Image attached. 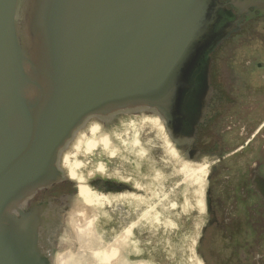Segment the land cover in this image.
I'll return each mask as SVG.
<instances>
[{"label": "water", "instance_id": "95a60500", "mask_svg": "<svg viewBox=\"0 0 264 264\" xmlns=\"http://www.w3.org/2000/svg\"><path fill=\"white\" fill-rule=\"evenodd\" d=\"M230 4L236 15L221 0H0V264H203L206 190L222 206L231 193L227 173L208 177L210 158L191 152L211 56L247 14ZM100 151L114 172L90 161ZM138 164L136 188L150 192L87 187L139 179ZM165 179L183 182L173 199ZM66 181L78 188L33 200ZM208 239L217 261L238 263Z\"/></svg>", "mask_w": 264, "mask_h": 264}, {"label": "flooded vegetation", "instance_id": "af4514ba", "mask_svg": "<svg viewBox=\"0 0 264 264\" xmlns=\"http://www.w3.org/2000/svg\"><path fill=\"white\" fill-rule=\"evenodd\" d=\"M221 1L228 4V11L234 15L238 13L237 8L230 4L233 0ZM240 2L244 4L243 9L247 7L241 30L224 41L211 56L209 115L197 129L191 152V155L193 150L199 152L195 161L202 156L210 158L208 177L210 174L227 173L225 183L230 184L227 193H231L228 202L232 204L222 206L210 196V190H206L209 204L205 206V222L196 250L203 264L221 263L216 259L220 251L209 250L208 243H205L208 236L216 235L228 244L227 257H235L236 264H264V0ZM176 148L185 160L186 148ZM96 153L90 161L103 162L108 172H114L112 162L116 164L115 161L101 158L100 154L104 152ZM156 160L163 161L160 157ZM161 162L156 163V170L160 169ZM134 167L138 170L139 179L128 183L107 175L94 176L86 182L87 187L103 193L101 195L121 194L133 189L150 192L136 188L137 183L142 186L147 182L142 181L145 168L139 164ZM163 181L165 184L161 185L160 193H179V185L183 186V182L175 183L174 179ZM67 183L76 182L66 181L40 191L33 200L59 198L54 193H64L59 185ZM75 187L78 188L77 183ZM65 193L75 191L70 188ZM168 198L173 199L172 195ZM171 209L182 210L177 204ZM188 217H191L188 224H193L197 215ZM182 242V239L177 240L180 246H183Z\"/></svg>", "mask_w": 264, "mask_h": 264}, {"label": "trees", "instance_id": "16d2710c", "mask_svg": "<svg viewBox=\"0 0 264 264\" xmlns=\"http://www.w3.org/2000/svg\"><path fill=\"white\" fill-rule=\"evenodd\" d=\"M59 187H62L61 185H59Z\"/></svg>", "mask_w": 264, "mask_h": 264}]
</instances>
